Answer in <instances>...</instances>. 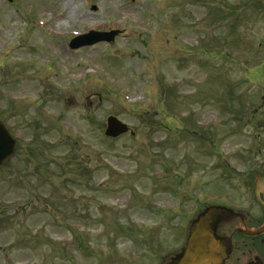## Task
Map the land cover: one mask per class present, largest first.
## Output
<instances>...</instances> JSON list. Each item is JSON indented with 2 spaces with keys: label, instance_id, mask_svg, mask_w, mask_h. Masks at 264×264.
<instances>
[{
  "label": "rangeland",
  "instance_id": "374dc122",
  "mask_svg": "<svg viewBox=\"0 0 264 264\" xmlns=\"http://www.w3.org/2000/svg\"><path fill=\"white\" fill-rule=\"evenodd\" d=\"M1 1L0 118L19 147L0 168V264H157L192 214L177 178L204 175L191 129L257 135L240 116L264 107V0ZM91 28L122 32L68 48ZM109 114L135 136L107 138Z\"/></svg>",
  "mask_w": 264,
  "mask_h": 264
},
{
  "label": "flooded vegetation",
  "instance_id": "af4514ba",
  "mask_svg": "<svg viewBox=\"0 0 264 264\" xmlns=\"http://www.w3.org/2000/svg\"><path fill=\"white\" fill-rule=\"evenodd\" d=\"M2 1L11 8L22 5L19 0ZM163 118V127L165 123L177 122ZM246 122L253 124L255 134L258 131L253 146L236 141L233 134L214 131L212 125L193 128L195 138L203 140L207 147L204 175L192 177V189L186 192L194 209L186 222L189 224L202 212L213 208L210 215L214 237L222 255L218 264H264V190L254 184L264 163V107L253 108ZM187 233L185 226L176 247L160 255L157 264H170L171 258L182 251Z\"/></svg>",
  "mask_w": 264,
  "mask_h": 264
},
{
  "label": "water",
  "instance_id": "95a60500",
  "mask_svg": "<svg viewBox=\"0 0 264 264\" xmlns=\"http://www.w3.org/2000/svg\"><path fill=\"white\" fill-rule=\"evenodd\" d=\"M92 8H95L94 6ZM117 30L107 32H89L79 35L71 40L70 47H78L83 44H91L99 40L110 41L117 34ZM127 130L125 123H122L114 116L107 118V126L105 128V135L117 136ZM14 149V141L8 134L4 125L0 122V165L4 163ZM264 184V168L259 174L257 185ZM211 228L204 217L192 226L187 245L183 253L172 264H208L211 261L217 260V255L213 248L212 238L210 236Z\"/></svg>",
  "mask_w": 264,
  "mask_h": 264
}]
</instances>
